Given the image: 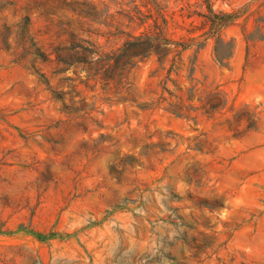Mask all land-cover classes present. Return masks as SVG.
I'll return each instance as SVG.
<instances>
[{
    "label": "rangeland",
    "instance_id": "1",
    "mask_svg": "<svg viewBox=\"0 0 264 264\" xmlns=\"http://www.w3.org/2000/svg\"><path fill=\"white\" fill-rule=\"evenodd\" d=\"M202 1L0 0V264H264V41L245 39L264 16L263 0H214L218 12L250 8L223 31L229 67L216 61L204 19L187 16L207 13ZM158 8L176 39L204 43L183 53L172 79L196 86L192 104L218 89L225 109L188 119L166 104L141 110L161 91L164 76L150 77L154 57L131 79L135 102L121 103L81 66L54 76L55 65L21 40L28 20L32 39L48 49L72 34L86 39V30L113 31L101 24L107 15L156 17ZM70 87L63 102L53 98ZM172 210L186 229L168 223ZM184 231L215 255L192 261Z\"/></svg>",
    "mask_w": 264,
    "mask_h": 264
},
{
    "label": "trees",
    "instance_id": "2",
    "mask_svg": "<svg viewBox=\"0 0 264 264\" xmlns=\"http://www.w3.org/2000/svg\"><path fill=\"white\" fill-rule=\"evenodd\" d=\"M49 1V0H48ZM66 5L65 0H62ZM202 7L207 9V13L188 10V18L197 16L204 19L205 26H209V31L204 34L208 38H215L214 54L216 61L221 67H229V61L232 59V41L226 42L223 37V31L236 23L249 11L247 9L237 12L227 13L218 12L215 10L214 0H203ZM264 6V0L260 3L259 8ZM248 17L246 18V20ZM101 23V22H100ZM103 25L108 28H113V31L96 34L90 30H86L88 38L83 39L76 35H71V41L61 43L58 46L51 45L48 49L38 46L30 34L29 20L22 28L23 42L28 43V49L33 54L38 55L45 63L55 65L52 74L57 76L67 72L71 67L81 66L86 70L89 77L101 78L106 82V86L112 85L109 91L118 98V102L124 103L127 101L135 102L134 88L131 79L139 65L146 63L154 57L153 63L157 66L156 70L150 75L151 78H164L159 86L161 91L155 93V97L149 102L140 103L137 107L141 110H146L153 106L154 109L159 108L162 104H166V110L178 118H190L191 113L201 112L203 116L211 117L220 110L228 106V100L224 95L213 89L205 98H199L194 102V95L197 92L196 86L184 88L178 86L176 80L172 76H179L180 66L183 65V53L196 48L195 53L204 47V43L198 42V38L185 40L183 38L176 39L171 33L170 21L162 8H158V13L154 17L151 13L141 15H124L123 19L115 22L111 15H107L102 21ZM247 32V31H246ZM97 36L99 39H94ZM100 38H106V43H101ZM113 39H125L121 46L115 47L109 45ZM245 39L247 43H258L264 41V16H261L255 21L253 32L246 33ZM229 46V49H228ZM55 57V58H54ZM54 58V59H53ZM196 59L192 61V66L189 69L187 79L191 82L195 80ZM35 68V67H34ZM40 76L45 83L49 85V78L46 74L41 73ZM66 81H72L67 78ZM169 83H172L177 92L181 95H176L170 88ZM77 87H70L69 93L59 91H51L53 98L59 101H64L66 95L71 94ZM64 109L68 107L64 106ZM197 116L193 117L196 119ZM252 127L251 124L248 126ZM132 158L128 157L123 161L124 165L130 164ZM207 208L215 209L221 205H205ZM169 216L168 223L176 228H187L184 220L174 213ZM171 217H174L170 220ZM181 235V241L187 246L191 252L192 261H196L198 253H207L205 250L213 251V246L207 241L190 238L187 231ZM215 255V252L211 256ZM209 256L208 258H210Z\"/></svg>",
    "mask_w": 264,
    "mask_h": 264
}]
</instances>
